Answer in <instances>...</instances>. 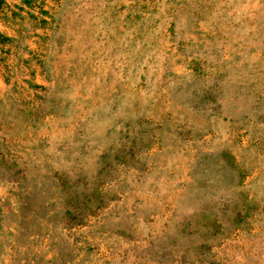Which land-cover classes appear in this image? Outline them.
Wrapping results in <instances>:
<instances>
[{
  "label": "rangeland",
  "instance_id": "1",
  "mask_svg": "<svg viewBox=\"0 0 264 264\" xmlns=\"http://www.w3.org/2000/svg\"><path fill=\"white\" fill-rule=\"evenodd\" d=\"M0 264H264V0H0Z\"/></svg>",
  "mask_w": 264,
  "mask_h": 264
}]
</instances>
